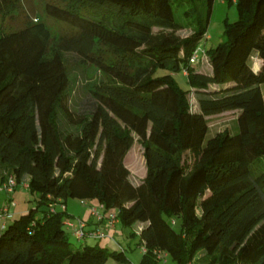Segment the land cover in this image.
I'll return each instance as SVG.
<instances>
[{
    "label": "trees",
    "instance_id": "trees-1",
    "mask_svg": "<svg viewBox=\"0 0 264 264\" xmlns=\"http://www.w3.org/2000/svg\"><path fill=\"white\" fill-rule=\"evenodd\" d=\"M213 1L196 14L180 9L190 0H52L43 8L65 26L57 40L27 19L0 30V183L12 176L36 195L0 227V264L128 262L100 238L72 247L69 214L56 207L69 198L101 204L123 227L143 223L137 264H156L158 252L174 264H264V0H221L236 19L204 50L209 71H196L189 58ZM19 3L0 0V15ZM175 10L191 20L176 21ZM59 52L106 78L89 88L88 111L69 107ZM183 70L187 89L173 78ZM229 109L236 131L205 138L206 116ZM133 134L145 165L136 184L123 164Z\"/></svg>",
    "mask_w": 264,
    "mask_h": 264
},
{
    "label": "rangeland",
    "instance_id": "rangeland-1",
    "mask_svg": "<svg viewBox=\"0 0 264 264\" xmlns=\"http://www.w3.org/2000/svg\"><path fill=\"white\" fill-rule=\"evenodd\" d=\"M52 0H20L19 5L13 9L9 14L0 15V30L8 31L17 28L21 25L22 21L25 19L31 20L33 22H41L47 29L49 36L52 40H57V38L65 31V26L48 17L44 11V2ZM194 9L195 13H201L202 11V0H190V2H184L180 7L183 9ZM175 20L182 23L183 21H190L191 16H180V11L175 10ZM236 19V10L233 4H227L221 0H214L211 6L209 19L206 27L205 34L200 40L198 46V59L200 56L204 55V50L213 47L216 43L223 39L222 31L224 27V21H233ZM155 30V29H154ZM180 35H185L188 33V29L179 30ZM55 47L51 45L48 53L52 54ZM62 61L66 67L69 85L66 90L67 99L69 101V107L77 112L88 111L91 107L92 99L89 95V88L92 84L106 79L105 76L93 65H90L83 61L80 57L72 52H59ZM197 59V60H198ZM251 66L254 67L257 62L256 56L253 54L250 57ZM194 69L198 71L201 69L196 61L193 64ZM164 73L163 70H157L156 74ZM173 78L178 86L182 89H187L188 85L186 78L181 75V72L173 73ZM262 98L264 101V83L259 85ZM188 103L190 110L194 111L196 109V101L192 91L187 94ZM236 109H229L222 111L220 113L211 114L206 116L207 118V131L205 138L213 135L214 133L226 129L230 133L236 131ZM133 142L127 153L123 158V164L129 171V180L132 184L138 183L145 175V165L142 156V146L136 135H132ZM188 160V156H185ZM13 201L24 207L22 211H27L35 204L36 195L29 193L27 190L18 186L13 194H11ZM69 201L77 202L80 206L83 204L80 200L75 198L67 199ZM95 204V203H94ZM88 206L87 203L84 206ZM12 209V207H11ZM88 210V209H87ZM80 214V211L77 212ZM19 214V213H18ZM76 217V216H73ZM70 219V218H69ZM75 220V219H74ZM77 221V220H75ZM72 222V221H71ZM74 222V221H73ZM92 222L95 220L92 218ZM136 224H132L130 227H121L120 224H116V230H121L122 235H115L116 240L120 243L122 248H118L117 244L114 242H109L105 238H100L97 242L100 245L104 243L107 244L109 250L116 249L117 252L123 251L124 255L128 259V262L122 264H135L137 257L140 256V248L138 242L137 234H134L137 230ZM64 231L68 237V240L72 243V247H79L81 244L73 240L70 235V230L68 227L64 226ZM133 233V235L131 234ZM87 243H93L95 241L92 239H85ZM79 241V240H77ZM84 242V240H80ZM107 264H112V257H108ZM137 264V262H136ZM156 264H174L173 261L168 257H164V260H159Z\"/></svg>",
    "mask_w": 264,
    "mask_h": 264
},
{
    "label": "built area",
    "instance_id": "built-area-1",
    "mask_svg": "<svg viewBox=\"0 0 264 264\" xmlns=\"http://www.w3.org/2000/svg\"><path fill=\"white\" fill-rule=\"evenodd\" d=\"M199 46L197 45L195 50L192 52L189 62L194 63L198 58ZM185 74V70L182 71ZM19 186L22 188H26V183H22ZM16 186L15 180L12 176H7L5 180L0 183V191L10 192ZM83 205L86 204V200L80 201ZM11 202L0 207V220L6 221L8 218L12 216V213L9 209ZM59 208L63 209V205L59 204ZM52 211V208H49ZM89 214L92 218H94L95 222L101 224L99 227L95 229H85L84 222L81 220H77L75 223L66 219L64 225L69 228L71 234L76 239L82 238H103L108 236V231L114 227V224L117 222L116 213L114 211L108 212L106 216L104 215V208L101 204H91L88 205ZM173 223V220H171ZM4 224V223H3ZM2 224V225H3ZM0 225V227L2 226ZM140 251H144L143 247H139ZM160 260H164L165 253L158 252L157 256Z\"/></svg>",
    "mask_w": 264,
    "mask_h": 264
},
{
    "label": "crops",
    "instance_id": "crops-1",
    "mask_svg": "<svg viewBox=\"0 0 264 264\" xmlns=\"http://www.w3.org/2000/svg\"><path fill=\"white\" fill-rule=\"evenodd\" d=\"M197 63L199 65V67L201 68L198 71H209L210 67H209L208 60H207V57H206L205 54L203 56H200L199 57V59L197 60ZM258 65H259V60L257 59V62L255 63L254 67H252V68L253 69H256L258 67ZM181 75H184V74L181 72ZM196 110H197V106H196V109L194 111H196ZM15 189L12 190V191H10V192L0 191V207L11 202V205H10L9 209H10V211L12 213V216L17 215L18 213L25 212V211H22L25 208L17 205L13 201V199H12L11 194H13V191H15ZM23 189H25V188H23ZM86 203H87V205H91V204H94L95 202L92 201V200H86ZM11 207H12V209H11ZM56 207L59 208L58 205ZM63 207H64L65 211L69 214L66 219H68V220H70L72 222L74 221V223L76 222L75 220H82L84 222V228L85 229H95V228L99 227V225H101V224H99L97 222H94V223L92 222V217L90 216L89 210H87L88 209V206H86V205L85 206L84 205L83 206H80L77 202H74L72 200L71 201L66 200L64 202ZM78 211H80V214L77 213ZM73 216H76V217H73ZM4 222L5 221L0 220V225H2ZM116 224H119V222H116L114 224V227L108 231V236L107 237H104V238L107 241H109V242H111V241L114 242V247H115V243H116L117 246H118V248H122L121 245H120V243L116 240V237H115V235H122V231L121 230H119V231L116 230V228H115V225ZM134 224H136V226H138L137 227V230L135 232V234H137L138 231H139V229L143 225V223L136 222ZM70 235H71V237L73 238L74 241L81 243V241H77V239H75L73 237V235L71 234V232H70ZM84 241H86V240H84ZM103 245L105 247L107 246L106 243H104ZM139 258H140V256L137 257V259H136V262L137 263L139 261ZM136 262H135V264H136Z\"/></svg>",
    "mask_w": 264,
    "mask_h": 264
}]
</instances>
